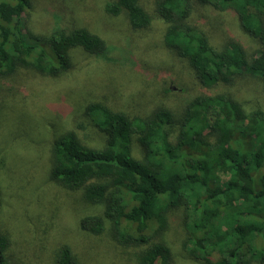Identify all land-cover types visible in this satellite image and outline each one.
<instances>
[{"label": "trees", "instance_id": "16d2710c", "mask_svg": "<svg viewBox=\"0 0 264 264\" xmlns=\"http://www.w3.org/2000/svg\"><path fill=\"white\" fill-rule=\"evenodd\" d=\"M196 6L231 11L262 49L254 55L237 43L213 47L189 22ZM30 0H0V77L20 69L57 78L72 67V54L105 53L103 40L85 28H54L47 36L26 28ZM112 17L124 15L135 30L151 17L140 0H111ZM165 25L163 44L187 60L200 86H229L240 76L264 84V0H157ZM105 144L93 148L74 130L62 132L51 149L49 177L82 199L102 207L80 229L92 235L111 228L125 245H149L138 264H171L161 237L181 211L183 249L201 264H264V111L246 110L226 92L187 100L176 116L166 109L146 118L128 117L95 102L85 107ZM82 129V125H78ZM137 150L139 156L133 152ZM9 238L0 233V264H11ZM57 264H75L67 247Z\"/></svg>", "mask_w": 264, "mask_h": 264}, {"label": "rangeland", "instance_id": "374dc122", "mask_svg": "<svg viewBox=\"0 0 264 264\" xmlns=\"http://www.w3.org/2000/svg\"><path fill=\"white\" fill-rule=\"evenodd\" d=\"M108 1L30 0L28 31L47 36L56 27L85 28L103 40L105 53L74 51L71 70L57 78L29 69L0 77V233L9 238L11 264H57L64 246L75 264H138L149 246L117 242L108 223L99 235L82 231V218L101 215L102 207L49 177L52 144L62 132L74 130L93 148L105 144L106 136L85 113L88 104L99 102L128 117L146 118L159 109L178 116L187 100L226 92L246 110L264 111V84L255 78L240 76L229 86L211 89L199 85L187 60L163 44L165 25L154 12L157 0H140L151 17V24L140 30L123 14H106ZM189 22L217 49L231 41L248 55L262 49L231 11L196 6ZM133 154L140 155L137 150ZM184 238L178 210L152 242L168 246L171 264H201L184 251Z\"/></svg>", "mask_w": 264, "mask_h": 264}]
</instances>
